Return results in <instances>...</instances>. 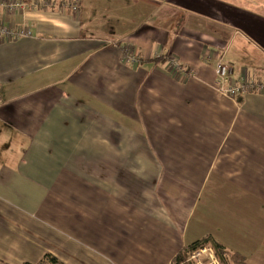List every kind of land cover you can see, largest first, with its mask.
<instances>
[{
  "label": "crops",
  "instance_id": "0c3cea01",
  "mask_svg": "<svg viewBox=\"0 0 264 264\" xmlns=\"http://www.w3.org/2000/svg\"><path fill=\"white\" fill-rule=\"evenodd\" d=\"M49 1L0 5L31 31L0 35V264H171L206 236L264 264V94L215 70L264 80V0Z\"/></svg>",
  "mask_w": 264,
  "mask_h": 264
},
{
  "label": "built area",
  "instance_id": "2783aa9c",
  "mask_svg": "<svg viewBox=\"0 0 264 264\" xmlns=\"http://www.w3.org/2000/svg\"><path fill=\"white\" fill-rule=\"evenodd\" d=\"M1 6L6 8V12L13 14L14 12L21 10L27 5L21 0H2ZM67 7L73 12L77 13L80 8L79 0H70L66 3ZM32 8L41 7L42 9H48L54 6L49 0H36L32 4L27 5ZM7 32L11 37H19L30 35L31 31L27 28L19 29L17 31H11L7 27L0 25V35ZM132 50L124 51V60L127 62H136L135 54ZM170 67L172 68V74L175 78L180 80H187L188 77L192 75V71L186 66L182 65L180 62L171 56L169 60ZM137 64V63H136ZM215 70L217 73L216 89L220 94L229 96L232 98L244 97L248 94H264V80H248L244 77L235 78L234 69L232 65L227 63L224 59L219 58L215 63ZM208 256V263L202 260V257ZM191 259L196 262V264H217V259L210 248H201L191 255Z\"/></svg>",
  "mask_w": 264,
  "mask_h": 264
},
{
  "label": "trees",
  "instance_id": "16d2710c",
  "mask_svg": "<svg viewBox=\"0 0 264 264\" xmlns=\"http://www.w3.org/2000/svg\"><path fill=\"white\" fill-rule=\"evenodd\" d=\"M205 247L212 250L217 259V264H246L247 258L244 255L226 248L211 236L203 237L200 240L184 246L172 259L171 264H196V262L191 259V255L193 252ZM37 264L63 263L54 255L47 253Z\"/></svg>",
  "mask_w": 264,
  "mask_h": 264
},
{
  "label": "rangeland",
  "instance_id": "374dc122",
  "mask_svg": "<svg viewBox=\"0 0 264 264\" xmlns=\"http://www.w3.org/2000/svg\"><path fill=\"white\" fill-rule=\"evenodd\" d=\"M129 49L132 50V52H133L132 47L127 46V45H123V47H122L123 56H124V51L127 52V51H129ZM133 53H134V52H133ZM134 54H135V53H134ZM134 54H133V55H134ZM171 56H172V55H171ZM171 56H168L169 60L171 59ZM172 57H173V56H172ZM135 58H136V62H131V61H130L129 63L132 64V65H135L136 63H139V57L135 56ZM174 59L177 61L176 57H174ZM226 62L229 63L228 61H226ZM229 64H230V63H229ZM230 65H231V64H230ZM169 67H170V63H169ZM170 68H171V67H170ZM169 72L172 73V68H171V70H170ZM191 73H192V75H193V72H191ZM192 75H191V76H192ZM191 76H190V77H191ZM188 78H189V77H188ZM43 257H44V256H43ZM202 260L205 261V262H207V263L209 262V261H208V256L202 257Z\"/></svg>",
  "mask_w": 264,
  "mask_h": 264
},
{
  "label": "bare ground",
  "instance_id": "6f19581e",
  "mask_svg": "<svg viewBox=\"0 0 264 264\" xmlns=\"http://www.w3.org/2000/svg\"><path fill=\"white\" fill-rule=\"evenodd\" d=\"M242 98V97H241Z\"/></svg>",
  "mask_w": 264,
  "mask_h": 264
}]
</instances>
